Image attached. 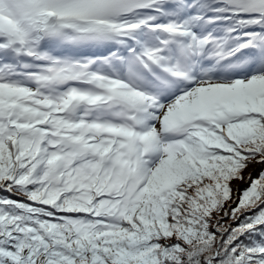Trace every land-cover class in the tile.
I'll use <instances>...</instances> for the list:
<instances>
[{
  "label": "snow or ice",
  "instance_id": "obj_1",
  "mask_svg": "<svg viewBox=\"0 0 264 264\" xmlns=\"http://www.w3.org/2000/svg\"><path fill=\"white\" fill-rule=\"evenodd\" d=\"M0 264H264V0H0Z\"/></svg>",
  "mask_w": 264,
  "mask_h": 264
}]
</instances>
